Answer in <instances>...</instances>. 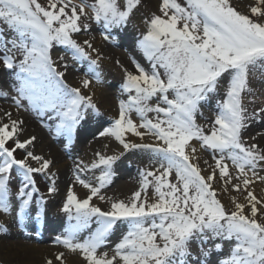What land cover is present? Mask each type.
Wrapping results in <instances>:
<instances>
[{
    "label": "snow or ice",
    "instance_id": "snow-or-ice-1",
    "mask_svg": "<svg viewBox=\"0 0 264 264\" xmlns=\"http://www.w3.org/2000/svg\"><path fill=\"white\" fill-rule=\"evenodd\" d=\"M141 6L142 0H0V68L12 76L0 99L16 113L35 114L70 148L87 116L99 115L94 93H87L93 80L102 82L104 59L92 40L78 37L95 24L104 40H114ZM159 12L145 20L138 42L148 68L135 58L134 71L123 68L126 99L98 133L122 151H97L92 161L76 163L74 183L87 192L81 198L68 189L60 208L68 227L55 237L65 251L55 261L68 264L70 253L81 264H212L215 252L216 264H264V195L253 188L264 184V132H249L264 123V102L249 108L257 98L250 77L264 73V0H254L247 13L233 0H161ZM55 47L65 55L54 59ZM66 56L87 64L89 78L79 86L66 80ZM213 98L214 119L198 123ZM25 130L18 115L0 110V233L8 232V217L20 225L30 213L43 217L47 200L37 175L49 181L48 196L58 192L54 161L36 153L35 135L21 138ZM198 149L211 157L204 168ZM131 150L148 154L139 189L128 199L107 197L114 165ZM14 172L21 178L15 188ZM214 184L243 202L233 197L228 209ZM119 223L126 231L113 244ZM220 241L229 242L226 253Z\"/></svg>",
    "mask_w": 264,
    "mask_h": 264
},
{
    "label": "rangeland",
    "instance_id": "rangeland-1",
    "mask_svg": "<svg viewBox=\"0 0 264 264\" xmlns=\"http://www.w3.org/2000/svg\"><path fill=\"white\" fill-rule=\"evenodd\" d=\"M157 1H158L157 6H154V5H150V3L142 0V6L137 10L136 14L134 15L132 21L128 24L127 28H125L123 30H118L114 33V36H115L114 40H110V41L104 40L102 30L99 28V26H97L95 24L92 25L90 33H88L87 35L81 34L78 37V39L81 41L83 39L92 40L94 46L99 50L103 49L106 51V50L112 49L114 51H120L122 54H124L126 56V60L131 67L130 71H134V67L132 64L133 58H135L145 68H148V62L144 58L142 51L139 49L138 42L147 31L148 25L145 23V20L147 18H150V16L153 13H155L157 15L161 14L159 12V6L161 3V0H157ZM40 2L45 3L46 0H40ZM76 2H78V0H76ZM180 2H183V0H180ZM251 3H254V0H233L234 6H236L239 11L244 12V13H247L248 5ZM98 37H99V39H101V43L98 41ZM61 55H65V50L61 47H55L53 49V58L56 59ZM66 60L69 63L68 74H71V75H74V76L80 78V79L77 78L74 80L73 86H79L80 81L82 79L89 78V77L85 76L86 68H87L86 62L84 65H81L77 62L72 61L69 56H66ZM101 70H102V82L97 83L95 80H93L92 92H90L88 94L94 93L93 99L95 101L98 98L96 96V92L99 89H103L106 92V94H108V96L110 97L111 105L114 108V114L112 117L107 116L97 106L99 108V115L90 113L87 116V119L82 122V125H81L80 129L78 130V132L75 136L74 142H73V144H75L77 142L78 145H79V142H81L82 146H81V144L79 145V148L75 146V148H76L75 149L73 144H72L70 148H67V152H66L65 157L71 163H77L79 160L80 161L84 160V162L88 163V161H89L88 158L93 157V155L91 153L92 149H89V146L92 143L108 142V139L99 137L98 133L100 131H102L104 128L110 126L112 120L117 115L119 100L126 99V94L122 93V84L124 83L125 74L122 75L119 73V72L123 71L122 66H120V64H117L116 62H114L112 59L104 57V59L101 61ZM2 77L5 79L6 82L4 84V87L2 86V83H0V91H8V84L12 80V76L10 74L6 73L3 68H0V78H2ZM250 80H251L253 88L256 91V96H257L256 103H255V105L249 104V101L247 99L245 100V103L249 104V108H252L254 106L258 107L262 103V102H258V101L261 99L262 100L264 99V73H260L258 71L255 75L250 77ZM222 94H223V92L221 90V95ZM99 98H101V96ZM103 99H105V98H102V100ZM0 102L7 104V106L9 108H13V105H12L10 100L6 101L4 99H0ZM4 109H6V108H4ZM11 111H12V109H11ZM216 111H217V109H216V98L210 99L209 102L203 108L204 117H202V118L198 117L197 122L198 123H205V120L214 119V115H215ZM20 113L29 114L33 117V119H35V120L37 119V121H39V119H40L35 114H33L31 112L21 111ZM13 115H14V117L17 116L15 114H13ZM100 120L101 121L103 120V122H102V124H100V126L97 127L98 121H100ZM42 123L44 125L43 121H42ZM91 123H92V125L96 126V128L93 129L92 128L93 126L91 125ZM34 125L37 126L36 123H34ZM89 125H90V128L93 129V131L91 133H85V130H86L87 126H89ZM263 125H264V123L253 124L251 129L249 130V132L252 135H256V134H254V132H256L257 130H260V128L262 129L263 127H261V126H263ZM46 130H48V129L46 128ZM79 132H82L83 135L79 136L78 135V134H80ZM21 138L23 139V137H21ZM57 142L66 146L67 138L66 137H60ZM249 142H251V141H249ZM95 151L97 152V151H101V150L95 149ZM45 152H46V150H45ZM205 155L208 157V159L211 162V157L207 153H205ZM148 165H149V160H148V154L146 152H144L142 150H131V151L125 152L123 154V156H121V158L114 165V170H115L116 175L114 177L112 185H110L108 188L103 190V192L108 194L109 190L111 189L110 188L111 186L114 187V188L112 187L114 192L118 188L119 189L121 188L122 191L125 189V190H127L126 191L127 192L126 198L128 199L129 197H131V195L136 190L139 189V187H140V185H139V181H140L139 172H140V170L146 168ZM72 167H73V169L75 168L74 164ZM70 173L72 175V171H70ZM13 177H14L13 188H15L16 185L18 183H20L21 178L16 174V172L13 173ZM36 180H37V185L42 186V189H41L42 192L41 193L47 194V188L49 186V181L46 178H43L39 175L36 176ZM70 180H71V182L74 181L73 175L70 177ZM214 188L217 189L218 198L221 199L222 203H224L228 209H231L233 207V205L231 203V199L233 197H237V198H239L240 202H243V196L240 195L239 193L235 192V191H231V190H229L227 192L222 191L221 187L217 184H214ZM53 195H55V194H53ZM148 195L150 198L152 197V190L151 189H149ZM61 196H62L61 199L58 202H55L56 204L54 207H55L56 211L62 207V203L65 200V197L63 195H61ZM47 203H49L48 200H47ZM46 208H47V204L45 205V209ZM32 217L35 218L36 215L34 213H31L29 215L30 221L33 220ZM64 219H65V223H67V227H68V220H67L66 216L64 217ZM26 224H28V222ZM38 224H39V222L37 223V225ZM40 225H41V227H43L44 218H43V222H40ZM40 229H42V228H40ZM61 229H63V226L60 228V231L53 230L51 232H53L55 234L54 236L56 237L57 235H61L63 233V231H61ZM125 231H126V225L123 223H119L117 225L115 231H114V235L112 236L113 244L116 243L120 239L121 235ZM6 236H7V233H0V239L1 240L2 239H5V240L9 239L10 240L11 237H6ZM46 236L51 237V235L49 233H47ZM11 240H12V238H11ZM45 243H49L50 245L56 244L55 238H54V240L53 239L49 240L46 238ZM220 243H222L224 245V252L226 253L228 251V248H229V242L220 241ZM218 258H219L218 254L214 252L212 254V257H211L212 264H216ZM0 264H31V261L28 262L25 260H21L20 257L17 258L15 256H13V258L8 259V260L0 258Z\"/></svg>",
    "mask_w": 264,
    "mask_h": 264
},
{
    "label": "bare ground",
    "instance_id": "bare-ground-1",
    "mask_svg": "<svg viewBox=\"0 0 264 264\" xmlns=\"http://www.w3.org/2000/svg\"><path fill=\"white\" fill-rule=\"evenodd\" d=\"M144 1L154 6H157V2H158L157 0H144ZM98 41L101 43V39H99V37H98ZM100 54L103 57L112 59L114 62L119 61L120 62L119 64L120 66H122V68H127L129 71L131 70L129 63L126 60V56L122 54L120 51H114L112 49L105 51L102 49L100 50ZM119 73L122 75L125 74L123 71ZM77 78L79 77H76L71 74H67L66 76L67 82L70 83L71 85H73L74 80ZM5 82L6 81L3 77L0 78V83H2L3 87H4ZM96 96L98 97L97 100L94 101L96 105L107 116L112 117L114 114V108L111 105L110 97L108 96V94H106V92L103 89H99L96 92ZM100 96L101 98H99ZM102 98H105V99L102 100ZM258 102H264V99L263 100L261 99ZM0 107H1L0 110L4 108L8 110L12 109V111L14 112L13 114L18 115V116L20 115L19 118L25 121L26 130L24 134L22 135L23 138H26L31 135H35L37 137L35 151L37 154H43L45 155L46 158L52 159L54 161V165L51 171L56 173V187L58 188V192L55 193V195L48 196L47 194H45V199H47L49 203H47V208L45 209L44 215L41 219H35L34 217H32L33 220L30 221L29 216H28L25 219L26 221H24V224L20 225L17 221L14 220V218L12 217L7 218L5 226L9 230L7 232L6 237H11L12 240L11 238L10 240L0 239V258L8 260V259L13 258V256H15L17 258L20 257L21 260H25L28 262L31 261V264H45V261L47 259H53L54 264H58V262L55 261V256L58 252L65 251V250L62 247L57 246L56 244L50 245L49 243H45L46 238L49 240L50 239L54 240L55 234L51 231L53 230L60 231V228L63 226V229H61V231L64 232L65 229L67 228V223H65V219H64L65 215L60 211V209H58L57 211L55 210V207H54L56 204L55 202H58L61 199L62 197L61 195H63L66 198L68 189L70 187H73L74 190L77 192V194L81 198L85 196L87 190L82 188V186H80L79 184L74 183V181L71 182L70 177L73 175L72 166L73 164L75 166L76 163H71L67 160V158L65 157L67 148L64 145L57 143L56 142L57 139H52L51 136L47 134L44 129H42V126L40 124L41 122L37 121V119L36 120L33 119V117L29 114L20 113V112L16 113L14 107L9 108L7 104L3 102L2 103L0 102ZM102 122L103 120L98 121L97 127L100 126ZM34 123H36L37 126L34 125ZM92 126H93L92 127L93 129L96 128V126L94 125ZM261 127L263 128L262 129L260 128V130H257L256 132H254V134H257L259 132H264V125ZM93 129H91L89 125L87 126L85 133H91ZM79 133H80L78 134L79 136L83 135L82 132H79ZM146 142H151V140L149 138H146ZM106 143L109 144V147L107 149L103 147ZM80 144L81 142H79V145ZM79 145L77 142L73 144L74 148L75 146L79 148ZM89 149H92L91 153L93 157H89L88 162L94 159V153L96 152L95 149L96 150L99 149L105 152V154H109V155L113 154L114 152L118 153L122 151V148L118 146L116 142L114 141L112 142L108 141L105 143H99V142L92 143L89 146ZM197 154L201 156V167L204 168L205 166L203 165L202 160L205 158L208 159V157L205 155V153L202 150H199V149H198ZM78 162H80V160ZM70 171H72V175ZM202 174L207 175L208 171L206 170ZM89 179L94 181L95 177L89 174ZM112 187L113 186L110 187L111 189L109 190L108 194L104 192L103 194H105L107 197L127 199L126 198L127 190L124 189L122 191L121 188L120 189L118 188L114 192L113 191L114 187L113 188ZM39 188L41 191L42 186L40 185ZM253 188L255 189V192L258 196L264 195V184L257 182L256 184L253 185ZM93 203H100V202L97 200H94ZM101 206L105 209L108 207L107 204H103V203L101 204ZM43 218H44L43 233L42 234L40 233L39 235H37V233H39L37 232V222L39 220L43 221ZM25 222L26 223L28 222V224H26ZM0 223H4V221L0 220ZM47 233H49L51 237L46 236ZM66 255H67L68 264H81V261L75 254L69 253Z\"/></svg>",
    "mask_w": 264,
    "mask_h": 264
}]
</instances>
